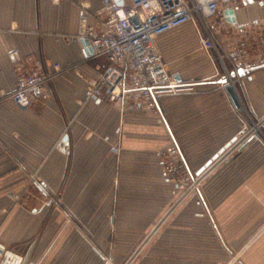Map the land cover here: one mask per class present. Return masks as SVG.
<instances>
[{"label":"crops","instance_id":"obj_1","mask_svg":"<svg viewBox=\"0 0 264 264\" xmlns=\"http://www.w3.org/2000/svg\"><path fill=\"white\" fill-rule=\"evenodd\" d=\"M100 8L101 0H0V93L14 89L29 57L68 68L46 85L45 99L24 109L0 102V264L5 251L23 264H100L94 247L119 238L135 245L157 217L151 195L168 185L155 153L168 141L195 173L222 159L190 199L189 242L183 224L165 227L170 245L190 249L167 264H264V65L248 70L228 59L237 108L221 78L195 70L214 60L188 22L155 46L191 92L160 97L154 111L86 99L85 79L103 59H85L70 37L82 12L96 25ZM235 17L236 26L263 19L264 6L239 4ZM231 33L215 31L223 53V38L239 37ZM171 35L180 51L174 59L162 49ZM247 118L258 130L243 128ZM121 197L128 206L120 208Z\"/></svg>","mask_w":264,"mask_h":264},{"label":"built area","instance_id":"obj_2","mask_svg":"<svg viewBox=\"0 0 264 264\" xmlns=\"http://www.w3.org/2000/svg\"><path fill=\"white\" fill-rule=\"evenodd\" d=\"M246 1L249 0H101L97 24L89 25L87 15L82 12L78 31L70 37L71 41L82 44L85 59H103L97 65L96 75L85 79L86 99L121 107L135 105L156 109L158 99L162 96L191 92V86L181 83L169 73L155 46V39L192 22L202 49L211 58L215 53L224 64L223 55L214 39L215 31H227L229 34L232 31L242 37L246 36L250 28L261 24L259 20L241 26L227 22L224 11H235L237 5L246 4ZM250 1L264 6V0ZM239 45V49L229 50L227 54L237 67L247 69L249 63L245 61L246 51L242 48L246 43L241 41ZM10 53L15 54V50ZM28 61L30 66H20L18 69L14 89L0 93V102L11 99L18 107L27 108L45 99L48 96L46 85L68 70L59 63H46L40 58L29 57ZM259 61L260 65L264 64V59ZM226 74L233 85L227 69ZM243 128L246 130L247 126ZM258 128L259 124H254L253 130ZM242 141H238L237 146ZM160 158L166 177L177 178L180 182L176 183L179 189H183L179 196L180 202L189 192L198 190L199 183L209 176L222 159L220 157L192 177L179 146L173 141ZM185 180L191 181L188 188L184 186ZM8 253H3V261Z\"/></svg>","mask_w":264,"mask_h":264},{"label":"rangeland","instance_id":"obj_3","mask_svg":"<svg viewBox=\"0 0 264 264\" xmlns=\"http://www.w3.org/2000/svg\"><path fill=\"white\" fill-rule=\"evenodd\" d=\"M260 20L259 21L261 22V24L250 28L248 32L246 33V36H242V37L239 36L238 39L236 38V40L234 39L231 41L223 38V44L229 45L228 49L230 51L239 49L240 42L245 41L246 45L245 47H242V48H244V50L246 51L245 54L247 56V60L245 61L249 63V66L247 68L248 70L252 69L250 68L252 66L264 65V64L260 65L261 62L259 61V60L264 59V18ZM174 36L176 35H171V37H168L166 40H163V43H162L163 45L162 49L164 51L166 50L167 55L172 59H174L175 57H180V51L176 50V48H178L179 45L176 46V44L174 43ZM186 44L189 46H192L194 44V41H188ZM220 54L223 55L224 64L217 57V55L213 53L212 55V58L214 60L213 64L207 65L206 63L203 62L195 70L196 71H198V69L200 71L208 70L207 75L214 76L215 80L220 79L221 77L227 75L226 69L230 71V65H229L228 59L232 61L234 60L227 53L226 55L221 50H220ZM232 81H235L234 77L232 78ZM124 107H127V106H124ZM138 107H141V106H138ZM146 110L154 111L155 109H146ZM247 122H248L247 124L248 128L252 126L254 127V125L250 123L249 118H247ZM171 143L172 141H168L166 145H164L162 148H159L158 150L155 151L162 167H163L162 160H161L162 158H160V156H162V153H164V150L166 148L171 146ZM173 143H176V142L173 141ZM188 168H189V171L192 177H195V172H193L189 166ZM205 180L206 178L203 179L199 183L198 190L201 189V187L204 185ZM167 181H168V185L165 191L161 190V191L154 192L150 198L151 209L157 210V214H156L157 217H155L154 222L152 223L153 227L146 232L143 231L144 233L143 232L141 233V235L139 236L140 239H137L138 241H136L135 245L133 246H127L125 244H122V241H125V239L121 240V238H119V240H117L119 244H115L114 242V243H108V244L100 245L98 247H94V249L98 253L100 264H167L168 261L174 260L173 258H175V256L173 255H177L180 257V255H178L177 252H180V253L182 251L186 253L190 252V249L185 251L183 249V246L180 247L181 248L180 249V248H176L170 245L167 240L168 230L165 229V227L170 222H179L183 224L181 228H183V230L186 231V241L190 239L191 231L189 230L190 228L189 223L191 221L190 207H192L190 199L192 198L194 194L198 192V190L189 192L180 202L179 196L181 195L183 189H179L178 186H176V183H180L179 180L177 178H173V179L167 178ZM183 183L185 184L184 186L188 188L191 184V181L185 180ZM56 200L57 199H52L50 202L49 201H46V202L55 204ZM126 203H127V199L121 197L120 198V208L126 207L127 205ZM184 225L185 226L187 225L186 226L187 228H185ZM154 228L155 230L153 231L152 235L148 239H146V237L149 235L150 232H152ZM183 230H180V233L178 232L179 236L183 234L182 233L184 232ZM101 232H103V235H105L104 231H101ZM169 235H171V237L173 236V234H169ZM187 245H189V243ZM175 263L176 264H191V262L182 263L181 260L176 261Z\"/></svg>","mask_w":264,"mask_h":264},{"label":"water","instance_id":"obj_4","mask_svg":"<svg viewBox=\"0 0 264 264\" xmlns=\"http://www.w3.org/2000/svg\"><path fill=\"white\" fill-rule=\"evenodd\" d=\"M251 2L252 1L249 0V1H246L245 3H251ZM224 15L226 16L227 22L233 23V24L236 23L235 11L233 9L225 10L224 11ZM10 58H11L12 61H15L17 59V55L16 54H10ZM243 71H244V69H241V71H239V72H243ZM229 76H230V78H233L235 76V73L231 72V73H229ZM220 81L227 85V90L230 93L235 105L237 106V108L240 109L241 108V103H240L239 99L237 98V95H236L231 83L229 82L228 77L225 75V76L221 77ZM63 141H66V137H63L62 142ZM204 168L205 167H203L197 173H200Z\"/></svg>","mask_w":264,"mask_h":264},{"label":"bare ground","instance_id":"obj_5","mask_svg":"<svg viewBox=\"0 0 264 264\" xmlns=\"http://www.w3.org/2000/svg\"><path fill=\"white\" fill-rule=\"evenodd\" d=\"M24 260L22 257L8 253L2 264H23Z\"/></svg>","mask_w":264,"mask_h":264}]
</instances>
